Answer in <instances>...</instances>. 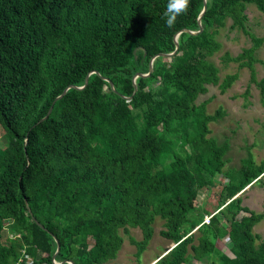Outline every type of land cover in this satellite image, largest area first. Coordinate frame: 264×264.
<instances>
[{
    "label": "trees",
    "instance_id": "trees-1",
    "mask_svg": "<svg viewBox=\"0 0 264 264\" xmlns=\"http://www.w3.org/2000/svg\"><path fill=\"white\" fill-rule=\"evenodd\" d=\"M167 3L0 0V123L11 140L0 148V264H15L22 250L33 264H52L56 239V260L98 264L115 255L118 229L126 224L142 230L140 252L155 215L164 220L160 234L175 243L156 264H186L196 231L223 264H264V240L255 245L258 235L249 233L264 214L236 196L264 176V159L257 163L250 155L238 172L223 173L227 144L206 137L208 122L220 112L206 114L195 103L208 84L218 83L207 57L220 44L210 28L229 17L232 29L246 33L251 46L226 60L247 58L251 67L263 38L247 29L244 5L254 3L264 14V0H206L200 26L204 0H190L171 28ZM200 27L196 34L183 30ZM179 31L176 53L170 60L156 57L134 91L135 73H147L153 55L172 52ZM128 40L145 51V71L140 59H133L135 67L122 62ZM126 67L131 72L120 73ZM234 78L227 76L222 88ZM259 85L264 90V82ZM67 86L73 87L56 99ZM221 172V209L206 223L192 199ZM227 214L248 235L230 247L233 259L214 245L218 215ZM9 220L13 237L5 238L4 248L1 232ZM86 224L95 228L92 243L82 230ZM37 251L46 256L35 258Z\"/></svg>",
    "mask_w": 264,
    "mask_h": 264
},
{
    "label": "rangeland",
    "instance_id": "rangeland-1",
    "mask_svg": "<svg viewBox=\"0 0 264 264\" xmlns=\"http://www.w3.org/2000/svg\"><path fill=\"white\" fill-rule=\"evenodd\" d=\"M244 13L247 16L245 25L249 32L263 38L254 51L255 60L251 63V67L246 64L247 58L237 61L226 60V57H236L252 43L250 37L241 29L230 27L232 20L229 17H225L218 23L215 21L216 25L210 28V31L220 44V48L208 56L207 60L217 68L218 83L208 84L206 92L198 95L195 100V103L203 104L206 114L220 112L216 119L208 122L209 132L206 137L213 138L217 146L227 144L222 156L224 166L221 170L223 173L238 172L250 155L257 163L264 159V90L259 85L260 82H264V14L254 3H245ZM121 55L122 62H127L133 67L136 66L133 59L136 61L140 59L141 69L145 71L147 63L144 59L145 51L140 46L128 40ZM163 57L168 60L172 58V56ZM252 71L255 81L251 79ZM122 72L130 73L131 70L126 67L120 70V73ZM229 75H235L234 80L227 87L222 88L221 83ZM10 144V136L0 123V148H5ZM224 175L221 172L215 176L209 187L202 186L196 189L192 201L196 208L204 213L203 222L207 223L211 214H219L217 211L221 209L219 206L222 198L220 188L225 178ZM199 176L203 179L205 174L199 173ZM240 196L242 205L254 212L264 214V176L244 190ZM227 217L228 219H223L218 215L219 222L215 224L218 233L214 245L219 251L233 259L230 247L237 241L244 240L248 235L244 234L229 214ZM163 223L164 220L155 215L152 223L153 233L140 252H138L137 244L144 238L142 230L138 226L132 227L128 224L120 227L118 229L121 238L119 249L113 257L103 259L98 264H156L155 260L165 255L166 249L174 243L160 234V231L165 229ZM11 224L13 220L6 222L1 232V242L4 248L8 246L5 238ZM84 227L82 230L87 234V241L92 243L95 228L92 224H86ZM249 233L258 235L254 239L255 245L264 240V217L253 226ZM199 234L200 231L194 232L193 239L187 245L186 264H223L214 252L206 250L199 243ZM34 256L41 260L46 254L37 251ZM226 264H235V261Z\"/></svg>",
    "mask_w": 264,
    "mask_h": 264
},
{
    "label": "water",
    "instance_id": "water-1",
    "mask_svg": "<svg viewBox=\"0 0 264 264\" xmlns=\"http://www.w3.org/2000/svg\"><path fill=\"white\" fill-rule=\"evenodd\" d=\"M205 10H206V0H204V3H203V8H202V11H201V13L199 14V17H198V19H197V21H198V24H199V26L201 25V16H202V14L205 12ZM201 29H202V27H200L199 28V30H197V31H192V30H187V29H183L184 31H187V32H189V33H192V34H196V33H198V32H200L201 31ZM181 31H179V32H177L176 34H175V36H174V43H175V49L172 51V52H170V53H158V54H156V55H153L151 58H150V60H149V64H148V72L147 73H136L134 76H133V78H132V83H133V86H134V91L136 90V84H135V80H136V78L137 77H140V76H148L149 74H150V72L152 71V64H153V61H154V59L156 58V57H158V56H173L175 53H176V50H177V48H178V43H177V37H178V34L180 33ZM89 75V74H88ZM87 75V76H88ZM106 81H108L109 82V84L112 86V83L110 82V80L108 79V78H104ZM86 82H87V77H86V79H85V84H86ZM85 84L83 85V86H80V87H77L78 89H81V88H83L84 86H85ZM70 87H73V86H67L63 91H62V93L59 95V96H57L56 97V99H58V98H60V97H62L63 95H64V93H65V91L68 89V88H70ZM51 108H52V106H50V108H49V110L47 111V114L43 117V119L44 118H46L48 115H49V113H50V111H51ZM250 185H247L243 190H241L240 192H238L237 193V195H239V194H241L246 188H248ZM236 195V196H237ZM197 228H195L194 230H196ZM175 245V243H173V245L171 246V247H169V248H167L166 249V252L164 253V254H166L173 246ZM59 248H60V244H59V242H58V240L56 239V250H55V253H54V255H53V258L56 256V254L59 252ZM163 256V255H162ZM162 256H160V257H162ZM159 257V258H160ZM159 258H157L156 260H155V262L159 259ZM154 262V263H155ZM71 263L72 264H74L73 263V261H71ZM42 264H45V263H42Z\"/></svg>",
    "mask_w": 264,
    "mask_h": 264
},
{
    "label": "clouds",
    "instance_id": "clouds-1",
    "mask_svg": "<svg viewBox=\"0 0 264 264\" xmlns=\"http://www.w3.org/2000/svg\"><path fill=\"white\" fill-rule=\"evenodd\" d=\"M190 0H168L166 11L164 12L165 22L168 27H173L177 22V18L188 11ZM71 260L62 261L63 263ZM72 264V263H71Z\"/></svg>",
    "mask_w": 264,
    "mask_h": 264
},
{
    "label": "built area",
    "instance_id": "built-area-1",
    "mask_svg": "<svg viewBox=\"0 0 264 264\" xmlns=\"http://www.w3.org/2000/svg\"><path fill=\"white\" fill-rule=\"evenodd\" d=\"M6 237H13V235L7 233ZM34 258L28 254L25 253L24 250L21 252V256L17 260L15 264H33ZM42 264V263H40ZM52 264H61L60 261L56 260L55 258L52 259ZM67 264H71L70 262H67Z\"/></svg>",
    "mask_w": 264,
    "mask_h": 264
},
{
    "label": "crops",
    "instance_id": "crops-1",
    "mask_svg": "<svg viewBox=\"0 0 264 264\" xmlns=\"http://www.w3.org/2000/svg\"><path fill=\"white\" fill-rule=\"evenodd\" d=\"M249 187H250V186H249ZM246 189H247V188H246ZM246 189H245V190H246ZM243 192H244V191H243ZM241 194H242V193H241ZM241 194H239V195H241ZM236 195H237V194H236ZM40 253H43V252H40Z\"/></svg>",
    "mask_w": 264,
    "mask_h": 264
}]
</instances>
